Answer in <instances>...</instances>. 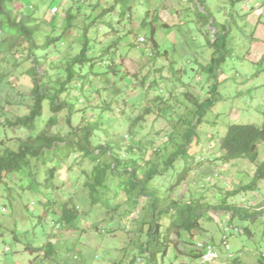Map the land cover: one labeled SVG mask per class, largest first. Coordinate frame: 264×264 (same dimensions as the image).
I'll return each instance as SVG.
<instances>
[{
    "label": "rangeland",
    "instance_id": "1",
    "mask_svg": "<svg viewBox=\"0 0 264 264\" xmlns=\"http://www.w3.org/2000/svg\"><path fill=\"white\" fill-rule=\"evenodd\" d=\"M17 1L10 3L33 13L39 23L36 42L41 47L47 34H63L54 46L34 52L42 63L40 70H49L54 84L65 79L64 59L82 47L85 26H91L89 35L96 55L121 37L114 62L108 55L96 65L100 73L111 67L116 70L92 75L81 92V84L73 83L61 96L73 108L62 109L56 115L57 122L48 127L52 112L46 101L38 119V133L47 129L62 135L85 123L97 124V141L92 148L120 140L119 152L123 157L130 156V147L136 152L143 148L145 160L162 159L164 153L186 142L185 133L195 126L196 134L189 144L195 160L187 178L177 184L182 169H173L153 179L150 186L160 189L162 196L184 200L197 197L215 206L203 219L199 241L211 242L220 260L201 263L187 253L192 244L179 242L172 243L166 256L159 255L158 264H262L259 257L264 251V180L257 190L228 199L253 213L248 219L236 217L230 225L232 216L221 206L222 200L229 191L252 180L256 163L245 158L224 161L220 139L231 124L264 122V0H246L235 6L231 0ZM71 5L77 13L76 26L65 30V9ZM112 5L115 9L104 19L94 18L97 11ZM122 9L127 14L121 15ZM207 16L211 18L208 24L201 21ZM215 19L227 27L232 54L218 70L214 103L199 120L196 105L185 92L199 102L212 96L211 87L216 80L200 70V65L207 64L212 57L208 39H216L218 26L211 24ZM108 22H113L116 30ZM3 38L0 32V41ZM22 53L14 56L0 52V73L8 71V80L0 85V154L5 147L18 149L20 141L29 136L23 127L5 125L8 119L15 121L28 114L34 101L33 81L26 72L35 66V55L29 59ZM90 55L95 53L90 50ZM157 148L160 154L156 153ZM70 156L59 168V187L52 193L22 172L8 175L1 183L0 264H146L141 251L150 238V214L143 210L148 202L146 195L140 197L135 207L126 202L122 192L116 198L115 204L120 202L116 210L93 205L84 186L87 176L83 169L90 172L94 164L81 152ZM103 158L110 161V157ZM44 178L41 168L39 181ZM115 179L119 183V178ZM70 199L81 211V228L76 231L57 225L55 211L60 203ZM47 201H55L48 210L44 204ZM163 222L167 225L169 219L163 217ZM50 237L56 245L53 257L46 258L33 250ZM233 258L238 262L234 263Z\"/></svg>",
    "mask_w": 264,
    "mask_h": 264
},
{
    "label": "trees",
    "instance_id": "2",
    "mask_svg": "<svg viewBox=\"0 0 264 264\" xmlns=\"http://www.w3.org/2000/svg\"><path fill=\"white\" fill-rule=\"evenodd\" d=\"M203 1L200 0L201 3ZM243 1L246 0H231L233 6ZM10 2L16 3L18 1L0 0V32L4 35V38L0 41V52L15 56L23 51L27 54L26 58L29 59L35 55V66L26 72L33 81L32 92L34 101L28 114L18 116L15 121L9 119L6 121V126L13 128L23 127L28 130L29 136L20 141L18 149L5 147L3 153L0 154V185L8 175L22 172L23 175L30 176L33 183L42 184L48 193H52L59 187L56 185L59 168L62 169V164L71 157L72 153L81 152L83 157L88 158L89 162L94 164L90 172L83 169V173L87 176L84 186L89 190L93 205H101L109 208V210H116L120 202L115 204V201L116 198L120 197L121 192L126 196V202L132 207L139 203L141 196L146 195L148 198L147 205L143 210L145 212L148 211L150 214V238L141 248L147 259L146 264H158L159 255L162 253L163 256H166L172 247V243L178 245L179 242L192 244L193 247L188 249L187 253L194 259H199L203 252V248L198 246L199 242H203L199 241L203 219L206 218L207 211L215 206L197 197L184 200L182 198L162 196L159 193L160 189L150 186V182L153 179L158 176H165L173 169L175 171L182 169L177 184L187 178L188 173L193 169L195 160V155L189 146L194 134H196L195 126L189 127L188 132L186 130L187 133L184 136L186 142L176 149L164 153L163 158H159L160 160L153 159V157H148L144 160L143 148L136 152L133 147L127 150L130 156L125 158L119 152L122 149L120 140L107 144L99 143L95 146L96 148H92V145L97 141L95 131L98 130V125L93 123H85L84 126L70 129L68 133L62 135L52 133L47 129L38 133V119L43 115L46 101L49 102V108L52 112V116L47 123L48 127L57 122L56 115L62 109L73 108L71 103L67 100L63 102L61 97L62 94L71 88L73 83H80L81 87L78 91H83L85 84L91 81L92 75H106L110 71L116 70L115 67H111L107 71L100 73L96 65L108 55L113 57L114 62L119 49V38L121 37L118 36L108 47L101 49L100 53L96 55L97 51L95 52L93 48L92 35H89L91 26L90 29L89 26H85L83 28L82 47L80 50L78 49L75 55L69 54L64 59L65 62L62 68L66 74L65 79H59L54 84L52 73L49 70L45 72L40 70L42 63L39 56L34 52L36 49L54 46L59 39H62L63 34H47L44 46L41 47L36 42V35L40 31V25L36 23L34 14L26 13L18 8V4L15 7ZM126 3L124 2V4ZM93 7L96 8L97 5H93ZM114 9L115 5L104 7L101 11H97V15L94 18L104 19L105 15ZM65 12L66 25L64 29L69 30L76 26L77 13L74 5L66 8ZM124 14H127L126 9H122L121 15ZM207 17L204 19H201V17L200 19L208 24L211 18ZM108 23L113 30H116L113 22ZM211 24L212 26H218V30L214 35L216 39L213 40L210 37L208 39V43L213 48V53L207 64L200 65V70L207 71L216 80L211 87L212 96L199 102L197 97H193L188 91L185 92L190 101L196 105L195 112L199 116V120L205 114L206 109L213 105L216 90L218 89V70H222L221 66L226 62L227 57L232 54V50L228 49V30L226 25L217 22L216 19ZM153 32L154 30L151 29L150 33L152 36ZM156 46L158 45L156 44ZM90 50L95 53L94 56L90 55ZM165 52L167 53V50ZM172 69L174 70L173 66H171ZM7 74V70L0 73V85L8 80ZM68 121L71 123L69 116ZM190 123L188 125H192ZM220 149L224 161L245 158L256 163V170L252 180L247 184L240 185L236 190L229 191L228 195L222 200L221 206L231 213L232 218L229 219V224L232 225L236 217L248 219L253 216L252 211L249 209L244 211L237 203H230L228 199L243 192L257 190L260 182L264 180V122L262 125L253 123H234L229 125L226 134L220 139ZM156 153L160 154V149L157 148ZM105 156L110 157L109 162L103 158ZM155 157L158 158V156ZM142 160L143 163L141 162ZM39 162H42V167L38 166ZM41 168L44 171V181H39ZM115 178H119V183H117L118 179ZM54 202H45L46 210L49 209V205L54 206ZM165 204L166 206H164ZM55 213L58 216L57 225L61 229L76 231L81 228L79 224L81 211L78 206L74 205L73 200H65L60 203ZM163 217L169 219L167 225L163 222ZM164 227L165 230L162 231ZM110 230L112 231V229ZM175 237L178 239H175ZM203 244L208 245L211 242H203ZM33 250L43 253L46 258H50L56 254V245L50 237L44 244L33 247ZM236 258H233L234 263L238 262ZM259 260L264 264V251L261 252Z\"/></svg>",
    "mask_w": 264,
    "mask_h": 264
},
{
    "label": "built area",
    "instance_id": "3",
    "mask_svg": "<svg viewBox=\"0 0 264 264\" xmlns=\"http://www.w3.org/2000/svg\"><path fill=\"white\" fill-rule=\"evenodd\" d=\"M200 248H203V252L199 258L201 263L214 262L220 260L219 252L216 247L212 244L204 245L203 242H199L198 245Z\"/></svg>",
    "mask_w": 264,
    "mask_h": 264
}]
</instances>
